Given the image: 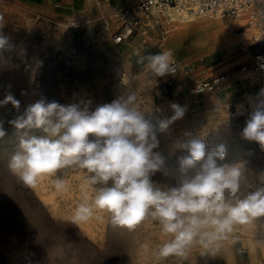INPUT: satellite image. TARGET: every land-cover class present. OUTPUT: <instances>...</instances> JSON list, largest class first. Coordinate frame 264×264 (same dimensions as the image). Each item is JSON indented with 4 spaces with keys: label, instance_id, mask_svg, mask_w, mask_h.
<instances>
[{
    "label": "rangeland",
    "instance_id": "1",
    "mask_svg": "<svg viewBox=\"0 0 264 264\" xmlns=\"http://www.w3.org/2000/svg\"><path fill=\"white\" fill-rule=\"evenodd\" d=\"M114 11L106 12L101 17L96 15L92 23L86 17H72L67 21L51 19L49 26H46L39 18L35 24H21L16 30L4 23L3 33L16 49L5 52L4 60H0V100L10 92L20 102V109L17 111L11 103L0 106V126L6 133L0 138V261L6 255H11L24 264H172L174 261L177 264H198V261L199 264L203 261L206 264H233L232 252L228 257L222 246L213 256L199 244L191 247L186 259L172 256L158 260L156 252L169 237L161 235L160 225L150 216L133 230L113 228L110 215L100 210H94L93 215L79 225L71 224L70 217L77 206L82 202L91 203L94 197L92 189L82 190L89 175L86 170L60 173L66 187L63 191H57L54 177L45 176L35 188H30L7 168L8 158L16 150L21 136L29 138L44 134L40 129L24 130L27 135L24 132L18 134L9 123L22 114L29 104L42 98L46 102L55 101L62 105L90 100L94 109L97 105L110 103L126 87L136 93L137 109L144 115L159 108L163 110V115L171 116V103L187 105L184 118L171 125L169 134L159 135L161 143L158 150L167 158L169 171L174 173L179 157L187 154L182 149L173 150V142L183 138L185 131H193L201 138L206 137L209 145L222 143L226 146L223 163L245 162L248 169L246 191H255L260 186L256 176L264 173V150L257 142L242 138V130L236 127V121L228 109L223 108V114L218 116L213 111L206 112L201 108L207 103L205 97L211 92L195 97L190 92L198 79L220 72L213 71L220 49L216 48L202 58L197 57L196 51H190L181 56V61L176 55L180 39L170 36L181 34L193 21L179 23L175 19L168 27L171 33L167 32L164 37H151L147 49L141 46L142 37L137 36V45L126 53L125 61L120 57H110L100 49L96 34L104 31L102 22L111 23L115 17ZM199 17L212 23L217 20L210 16ZM71 20L76 24L71 28L72 35L66 30ZM98 24L101 27H97ZM251 30L255 36L256 29L253 27ZM112 32L113 28L106 34L109 46L110 43L114 45ZM204 35L214 39V33L209 29L204 31ZM166 50H171L179 64L180 70L176 76L156 78L137 66V59L146 52L155 54ZM185 72L192 77V82L187 84L188 87L185 85L183 90L187 88L186 92L177 97L173 87L180 76L186 75ZM248 81L255 89V97L241 101L248 103L253 111L252 102L264 87V74L251 72ZM222 127L224 131L219 129ZM150 179L158 187L177 183L163 171ZM261 234H264V217H258L249 224L236 225L229 237L238 242L247 236L257 237ZM241 244L238 242V248H242ZM7 261V264H15L10 257Z\"/></svg>",
    "mask_w": 264,
    "mask_h": 264
},
{
    "label": "clouds",
    "instance_id": "2",
    "mask_svg": "<svg viewBox=\"0 0 264 264\" xmlns=\"http://www.w3.org/2000/svg\"><path fill=\"white\" fill-rule=\"evenodd\" d=\"M3 28L0 16V60L5 52L16 49ZM136 63L156 78L177 72L171 50L146 52ZM124 89L110 103L94 109L90 100L62 105L42 98L29 104L9 123L18 134L30 129L44 134L21 136L8 158V170L30 188L45 176L54 177L57 191L66 187L60 173L86 170L89 175L82 190L92 189L94 197L91 203L77 206L71 224L79 225L100 210L110 215L113 228L133 230L150 216L160 225L161 235L169 237L156 252L158 260L186 259L194 244L215 256L220 242L229 238L236 225L264 217V173L256 176L260 186L246 191L245 162L223 163L226 146L209 145L206 137L193 131H185L183 138L173 142V150L187 154L179 157L174 173L169 171L167 158L158 150L159 135L169 134L171 125L184 118L187 105L171 103V116L163 115L159 108L144 115L137 109L136 93ZM9 103L19 111L20 102L10 92L0 106ZM252 103L241 136L264 150V89ZM5 134L0 126V138ZM162 171L177 183L156 186L150 177Z\"/></svg>",
    "mask_w": 264,
    "mask_h": 264
},
{
    "label": "crops",
    "instance_id": "3",
    "mask_svg": "<svg viewBox=\"0 0 264 264\" xmlns=\"http://www.w3.org/2000/svg\"><path fill=\"white\" fill-rule=\"evenodd\" d=\"M138 1L139 0H0V16L4 18L5 24H10V26L12 28L14 27L16 30L21 24L24 26L35 24L36 20H39V18L44 25L49 26L51 19L67 21L72 17L85 18L88 14L99 15L101 17V15L106 12L134 5ZM220 18H225V20L221 19L222 26L218 27L217 30L220 41L214 49L219 48L220 54L217 57V64L213 71H220L218 74L232 73V75L218 92H211L205 97L207 103L201 107L205 109L206 112L213 111V114L218 116L223 114L224 109L229 110L230 105L233 103L239 102V100L241 101L242 99L248 100L255 97V89L251 88L249 81L246 82L251 71H242V67L244 65H251L253 61L252 54L258 47L255 39L253 40L254 36L250 39L248 38L254 26L249 24L245 17ZM242 21L246 23H242ZM97 27H101V24H98ZM231 27H233V29L230 30ZM254 29H256V27H254ZM135 40L136 38H134L133 41L124 42L126 47L131 46L129 51L133 49V46L137 45ZM124 43H114L117 47L110 43V46L116 49V55L121 56L120 50H122ZM185 73L186 75L180 76L173 87V91L178 94L177 97L186 92L187 88L185 91L183 90L185 85H189L192 82V77H190L187 72ZM201 79H198L197 82ZM261 89H264V87ZM263 240L264 234L257 237L253 235L247 236L241 241H238L242 243L241 246L243 245L242 248H238L239 245L237 240L234 241L233 238L229 237L227 240L221 241L220 246H222L221 249L227 253L226 255H228V257L232 252L233 264H264ZM251 244H255L256 248L252 249ZM8 257L12 258L15 264H24L11 255H6L4 260L0 261V264H7ZM172 264H177V261H174Z\"/></svg>",
    "mask_w": 264,
    "mask_h": 264
},
{
    "label": "built area",
    "instance_id": "4",
    "mask_svg": "<svg viewBox=\"0 0 264 264\" xmlns=\"http://www.w3.org/2000/svg\"><path fill=\"white\" fill-rule=\"evenodd\" d=\"M114 16L118 19L111 35L115 44L130 41L138 35L142 37L143 44L153 36L164 37L168 27L179 17H245L257 29L254 38L258 47L252 54L251 65H244L242 71L264 74V0H139L134 5L114 11ZM109 23L106 21L107 25ZM175 67L177 74L179 65L176 61ZM231 75L221 73L201 79L191 87L190 92L194 96L218 92ZM229 112L236 121V127L242 130L252 110L248 103L239 101L230 105Z\"/></svg>",
    "mask_w": 264,
    "mask_h": 264
},
{
    "label": "bare ground",
    "instance_id": "5",
    "mask_svg": "<svg viewBox=\"0 0 264 264\" xmlns=\"http://www.w3.org/2000/svg\"><path fill=\"white\" fill-rule=\"evenodd\" d=\"M194 17H199V16H188V18H186V17L176 18V20H178L179 23L191 22V21H193V23L191 24L190 27H187V30L186 29L183 30L181 34H178L176 36H172L173 35L172 34L170 36V37H177L178 39H180V41H179L180 43H178L176 55L178 56V58H180L181 61H182L181 56L184 54L190 53V51H196V55L198 58L204 57L205 55L209 54L215 47H217V43L219 42V39H220L219 35L217 34L218 27L222 26V21L220 19V16H210V17H214L215 19H217V21H215L214 23L210 22V20L206 19V18H200V17L194 18ZM86 18H88L90 23H92L94 21V19L96 18V15L88 14L86 16ZM111 20L113 22L111 21V23H109L108 25L102 22V25L105 29L103 32L96 34V42L98 43V45H99V47L103 53H106L110 57H114V58L120 57L119 59H123L125 61L126 60V52H130L129 50H130L131 46L126 47L125 43H124V45L122 46V50H120L121 56H118V55H116V49L113 47H110L107 44L106 34H108V32L110 33V31L112 30V26L118 21V19L116 17H113ZM75 25L76 24H74L73 20H71V21H69V23H67V27L69 29H66V30H68V32L71 33V35H72V29L71 28H73ZM178 28H179V26L176 27V29H178ZM206 29H209L214 33V39L213 38L209 39V37L204 35V31H206ZM174 30H175V28H174ZM168 33L170 34L171 30H169ZM255 34H256V32H255ZM138 36H140V35H138ZM252 36H253V33L250 32L248 38L250 39ZM150 40H148V42L146 44L142 43L141 46L143 47V49H147L149 47ZM179 70H180V67H179ZM142 79H145V77L142 76ZM128 85L129 84H126V86H128ZM219 129L224 131L225 128L222 127ZM255 246H256L255 244H251L252 249H255L256 248ZM262 248L264 250V240L262 241ZM202 264H206V262L203 261Z\"/></svg>",
    "mask_w": 264,
    "mask_h": 264
}]
</instances>
